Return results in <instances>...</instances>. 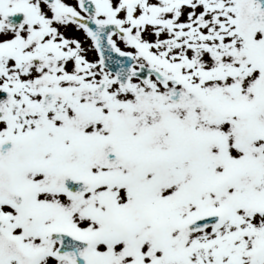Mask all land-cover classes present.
Instances as JSON below:
<instances>
[{"label": "snow or ice", "instance_id": "obj_1", "mask_svg": "<svg viewBox=\"0 0 264 264\" xmlns=\"http://www.w3.org/2000/svg\"><path fill=\"white\" fill-rule=\"evenodd\" d=\"M0 264H264V0H0Z\"/></svg>", "mask_w": 264, "mask_h": 264}]
</instances>
